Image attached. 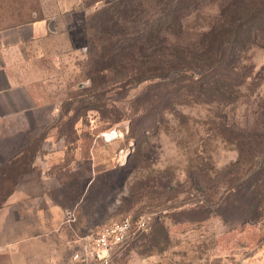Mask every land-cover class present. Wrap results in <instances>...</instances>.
<instances>
[{
    "label": "rangeland",
    "instance_id": "obj_1",
    "mask_svg": "<svg viewBox=\"0 0 264 264\" xmlns=\"http://www.w3.org/2000/svg\"><path fill=\"white\" fill-rule=\"evenodd\" d=\"M202 1L186 21L191 41L234 0ZM61 2L0 0V26L54 21L59 53L43 61L42 81L34 86L43 109L21 160L29 147L52 141L44 151L65 161L62 173L74 174L60 182L58 197L71 223L84 227V242L126 217L147 216L151 229L115 250L110 264H264V31L248 49L253 79L236 88L232 106L190 101L161 107L159 123L135 127L136 118L150 122L146 102L172 87L164 80L138 86L135 75L165 66L167 46L147 40L143 49L131 46L114 56L107 44L141 29L160 0ZM112 131L118 134L109 141L104 135ZM17 169H0V199L7 192L2 179ZM234 204L239 211L230 220L249 214L245 222L218 215Z\"/></svg>",
    "mask_w": 264,
    "mask_h": 264
},
{
    "label": "crops",
    "instance_id": "obj_2",
    "mask_svg": "<svg viewBox=\"0 0 264 264\" xmlns=\"http://www.w3.org/2000/svg\"><path fill=\"white\" fill-rule=\"evenodd\" d=\"M58 53L52 20L0 26V169L21 161L43 109L34 86L42 81L43 61ZM52 145L51 140L40 144L31 171L0 207V264H82L73 256L86 242L85 229L71 223L70 209L58 197L60 182L74 174L62 173L65 161L57 163L44 151Z\"/></svg>",
    "mask_w": 264,
    "mask_h": 264
},
{
    "label": "trees",
    "instance_id": "obj_3",
    "mask_svg": "<svg viewBox=\"0 0 264 264\" xmlns=\"http://www.w3.org/2000/svg\"><path fill=\"white\" fill-rule=\"evenodd\" d=\"M140 1L138 0L139 4ZM202 2V0H160V10L154 14V18L140 24L143 25L141 29L120 35L107 44L108 53L115 56L117 51L127 47L140 45L135 48L143 49L147 40L152 43L160 41L167 46L169 62L165 66H159L157 63L155 67L149 69L148 76H145L140 69L135 74L139 77L137 85L148 80H164L172 87L176 86L177 82L185 83L179 84L176 88H169L165 97H159L157 94L151 97L146 102V106H151L153 113H150L149 124H142L141 119L136 118L135 127H143V125L148 127L159 123L156 114L161 107L169 110L176 105L188 104L190 101L223 107L232 106L239 92L236 88L243 87L248 80L253 79L254 70L248 63V49L256 42L258 33L264 31V0H234L229 8H224L214 17V21L201 27L198 38L191 41L186 21L192 9H202ZM153 54L156 59L161 52L156 49ZM261 70L263 71L264 68ZM258 77L259 73L254 76L255 79ZM95 87V91L100 89L97 85ZM146 106H141L140 109ZM259 137L263 138L262 135ZM39 146L40 143L32 148L29 147L25 159L18 162V169L15 167L17 163L10 166V169H17V173L9 174L2 179L3 184L7 186V192L1 195L0 207L12 193L19 179L31 171ZM253 183L249 188L253 187ZM233 189L236 195L237 188ZM238 211V204H234L232 211H229L233 213L232 216L229 218L226 216L229 212L218 215L227 223H240L248 219L249 214H246L242 218L230 220Z\"/></svg>",
    "mask_w": 264,
    "mask_h": 264
},
{
    "label": "built area",
    "instance_id": "obj_4",
    "mask_svg": "<svg viewBox=\"0 0 264 264\" xmlns=\"http://www.w3.org/2000/svg\"><path fill=\"white\" fill-rule=\"evenodd\" d=\"M117 134L112 131L104 137L110 141ZM150 225V217L140 216L137 220L126 217L121 222L104 227L90 244L84 243L73 258L82 264H110L111 255L115 250L129 244L137 234L148 232Z\"/></svg>",
    "mask_w": 264,
    "mask_h": 264
}]
</instances>
